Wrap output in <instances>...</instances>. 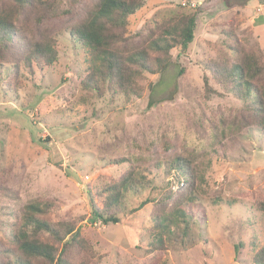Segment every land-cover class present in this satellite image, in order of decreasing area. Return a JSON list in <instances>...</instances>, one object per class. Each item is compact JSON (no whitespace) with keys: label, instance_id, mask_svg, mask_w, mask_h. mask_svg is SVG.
I'll use <instances>...</instances> for the list:
<instances>
[{"label":"rangeland","instance_id":"rangeland-1","mask_svg":"<svg viewBox=\"0 0 264 264\" xmlns=\"http://www.w3.org/2000/svg\"><path fill=\"white\" fill-rule=\"evenodd\" d=\"M97 2L77 0L61 18L27 10L14 20L9 47L0 49V242L12 238L24 207L41 201L52 204L53 221L81 228L85 246L73 250L70 264H253L254 246H264L257 207L264 202V134L249 117L241 125L242 101L215 81L220 94L206 95L204 75L210 59H235L240 49L264 54V4L142 0L130 17L125 52L179 14L195 13L197 29L186 54L177 59L180 50L173 49L166 73L144 74L142 95L128 97L83 84L90 53L72 30ZM71 5L58 0L61 11ZM48 38L56 41L57 62L26 72L29 51ZM178 155H195L197 186L174 177L169 162ZM121 159L118 169L105 170ZM138 167L143 186L128 194L121 222L92 223L88 189L119 183ZM189 194L190 226L174 225L165 248H155L156 216Z\"/></svg>","mask_w":264,"mask_h":264},{"label":"trees","instance_id":"trees-1","mask_svg":"<svg viewBox=\"0 0 264 264\" xmlns=\"http://www.w3.org/2000/svg\"><path fill=\"white\" fill-rule=\"evenodd\" d=\"M259 1L264 4V0ZM75 2L77 0H72L69 10L61 11L58 0H7V7H0V49L8 48L13 41L14 20L20 18L25 11L35 8L39 9L40 16L44 19L61 18L72 14ZM142 6V0H98L94 9L73 28L74 39L90 53L89 73L83 81L88 89L140 97L145 90L140 84L144 74L163 75L174 63L171 53L173 49L180 50L177 59L188 52L197 29L195 13L177 15L149 41L143 42L142 47L125 52L130 17ZM37 21L41 22L42 19L37 17ZM239 51L241 53L235 59L218 58L207 61L209 74L204 75L206 95L220 94L211 83L215 81L224 93L242 101L243 111H239L238 116L241 125L249 117L264 134V54L260 48ZM29 55L24 65L28 73L53 65L58 60L56 41L48 38L35 44ZM184 73L185 69H181L180 75ZM150 88L153 90L154 85H150ZM151 106L149 102V107ZM125 162L124 159L111 161L105 170L118 169ZM169 163L173 166L175 178L187 180L197 186L199 162L195 155H178L171 158ZM157 167H161V162ZM138 169L139 167L131 169L119 183L96 191L88 189L92 223L108 225L121 222L120 214L128 194L138 193L143 186L142 177L137 176ZM190 198L189 194L162 215L156 216L155 229L158 236L155 248H165L167 240L174 235L171 232L174 225L185 223L187 228L190 226L191 220H188L185 211L189 204L192 205L193 200L190 201ZM188 200L190 202L187 204ZM144 205L146 202L140 208ZM257 207L264 215V202ZM52 210V204L41 201L30 202L24 207L19 227L12 232V238L6 244L0 242V264L71 263L73 250L85 246L81 228L70 221H53ZM163 235H167V238L164 239ZM236 247L239 250V246ZM254 250L253 264H264V246L260 249L254 246Z\"/></svg>","mask_w":264,"mask_h":264}]
</instances>
